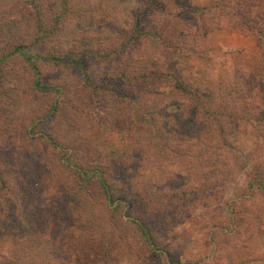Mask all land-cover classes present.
<instances>
[{
  "label": "trees",
  "instance_id": "obj_1",
  "mask_svg": "<svg viewBox=\"0 0 264 264\" xmlns=\"http://www.w3.org/2000/svg\"><path fill=\"white\" fill-rule=\"evenodd\" d=\"M19 3L24 10L22 16L35 21L31 45L40 46L42 50L29 54L27 46L21 42L9 45L7 50L0 47V84L3 78L1 65L16 55L34 76L32 90L55 96L52 110L59 111L63 92L53 83H45L39 63L65 65L86 75L88 57L100 59L105 55V59L112 60V77L109 79L112 85V91H109L112 96V136L115 137L112 142V183L111 170L95 163L98 154L87 160L76 149L73 152L76 162L71 164L72 157L67 152L71 145L63 144L50 134L35 135L30 131L35 126L33 123L19 134L15 148L20 149L18 145L25 142L30 145L40 143L45 151H51L55 156L57 169L67 172L65 178L32 159L29 153L16 155L18 151L15 150L12 154V138L3 143L0 141V264H113L112 219L120 223L119 227L133 226L131 229L141 238L147 252L155 254V234L145 218L135 213V201L144 202L146 191L159 187L154 183L160 168L159 159L170 153L182 170L187 169L186 160L189 165L193 162L191 166L195 170L210 169L212 174H221V170L216 169L219 167L215 165L217 161L212 158L222 155L214 149L231 141L226 138V128L233 126L230 131L241 128L242 113L251 112L248 108L253 90L239 86L240 92L245 91L244 97L249 98L243 102L238 101L241 94L218 103L211 100L212 95L217 96L226 86L222 82L212 86V78L202 67L205 62H210L209 48H200L196 43L204 30L193 24L189 14L174 11L171 0L131 2L130 10L126 12L128 25L123 34L117 33L124 29L116 26L118 21L112 12V42L98 44L97 48L89 42V46L76 52V55L82 52L80 56L74 55L71 49L61 52L53 39L59 32V25L62 26L69 17L75 16L73 19L78 21L84 13L80 11L81 3L76 4L74 0H19ZM120 3L124 4L123 1ZM48 15L50 18L46 21ZM105 32L103 35L107 38ZM102 40L103 37L99 39ZM117 65L120 66L118 70ZM249 76L253 74L249 72L246 77ZM89 81L88 77L84 78L83 85L87 88L92 87ZM94 87L99 90L98 86ZM164 87L169 89V97L162 93ZM239 87H234L235 93ZM92 94L96 96V107L104 108V99L98 97L101 92ZM194 105L198 107L195 109L197 116L194 118L193 113L185 116L183 111H190ZM243 126L255 129L253 124ZM76 141L69 144H81ZM232 162H235L234 158ZM146 165L152 170L143 174L141 167ZM114 169H118V178L123 185L136 181L138 188L132 191L116 188ZM197 180L189 185L199 188L218 182L217 178ZM262 184L264 180L259 185ZM96 210L106 212L107 229H100L99 224L93 222ZM155 212L159 211L155 209Z\"/></svg>",
  "mask_w": 264,
  "mask_h": 264
},
{
  "label": "rangeland",
  "instance_id": "obj_2",
  "mask_svg": "<svg viewBox=\"0 0 264 264\" xmlns=\"http://www.w3.org/2000/svg\"><path fill=\"white\" fill-rule=\"evenodd\" d=\"M134 1L74 0L76 4L85 5H79L84 13L78 21L71 16L59 25L54 45L61 52L71 49L76 55L91 42L93 48L111 43L112 12L118 21L116 26L124 29L117 33L123 34L128 25L126 12ZM171 4L174 11L189 14L193 24L205 32L196 41L200 48H209L210 62L202 67L212 78V86L220 82L226 86L217 96L212 95L211 100L218 103L235 94L242 95L239 102L248 100V96L244 97L245 91L240 92L239 86L245 85L253 90L248 108L251 112L242 113L239 130L230 131L233 126L226 128V138L231 141L214 149L224 158H212L217 161L215 165L219 167L216 169L221 170V174H212L210 169L195 170L191 166L193 162L189 165L186 160L187 169L182 170L173 154L162 155L154 178L159 187L146 191L144 202L135 201V213L143 216L153 229L156 252H147L141 238L131 229L133 226L119 227L120 223L112 219L113 264H264V184L259 185L264 180V0H171ZM19 5H22L19 0H0V47L7 50L9 45L21 42L27 46L29 54H35L36 50H42L40 46L31 45L35 21L23 17L24 10ZM49 18L48 15L45 20ZM210 30L213 31L208 33ZM80 55L82 52L76 56ZM18 58L16 55L9 57L1 65L0 141L12 138V154L15 150L18 151L16 155L29 153L32 159L65 178L67 172L57 169L55 156L45 151L40 143L25 142L18 145L20 149L15 148L19 134L33 123L35 126L30 131L35 135L50 134L63 144L71 145L67 151L72 157L71 164L76 162L73 154L76 149L87 160L98 154L95 163L111 170L112 183V142L115 138L112 136V96L109 93L112 91L109 82L112 60L88 57L86 75L65 65L39 63L45 83H53L64 95L61 110L54 111L56 97L32 90L34 76ZM118 68L117 65L116 70ZM249 72L253 76L246 77ZM86 77L90 79L91 88L83 85ZM95 85L99 90H94ZM236 85L239 87L237 93L234 91ZM161 90L165 96L169 95L167 87ZM100 92L105 97L98 96L104 99V108L99 109L92 93ZM212 108L217 109V106L212 105ZM190 109L183 114L193 113L195 118L198 107L194 105ZM248 124L257 129H245L243 125ZM72 140L81 144H69ZM141 169L143 174L152 170L147 165ZM113 176L116 188L132 191L139 186L136 181L123 185L118 169H114ZM197 178L208 181L217 178L219 183L199 188L190 186L198 181ZM105 213L95 211L93 222L99 224L100 229H107Z\"/></svg>",
  "mask_w": 264,
  "mask_h": 264
}]
</instances>
